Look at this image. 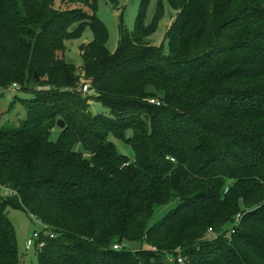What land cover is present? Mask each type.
I'll return each instance as SVG.
<instances>
[{
    "label": "trees",
    "instance_id": "trees-1",
    "mask_svg": "<svg viewBox=\"0 0 264 264\" xmlns=\"http://www.w3.org/2000/svg\"><path fill=\"white\" fill-rule=\"evenodd\" d=\"M150 1L110 51L97 0H0V88L33 95L0 127V264H21L7 207L54 234L38 264H264V0H168L167 52ZM87 26L78 73L65 41Z\"/></svg>",
    "mask_w": 264,
    "mask_h": 264
},
{
    "label": "rangeland",
    "instance_id": "rangeland-1",
    "mask_svg": "<svg viewBox=\"0 0 264 264\" xmlns=\"http://www.w3.org/2000/svg\"><path fill=\"white\" fill-rule=\"evenodd\" d=\"M138 4L139 0H118L117 5L113 6L109 0H97L95 13L107 27L108 38L106 46L110 51L115 49L119 39L120 15L122 17L123 26L130 31L133 28ZM163 7V15L157 23L156 29L148 36L147 41L156 46L162 44L164 51L167 52L168 46L166 32L174 21L178 10L174 9L169 4L168 0H163ZM154 10L155 0H151L147 12V20H150ZM91 38V30L87 26L84 28L80 37L65 41V58L74 63L78 73H82L81 69L83 63L79 52V45L88 42ZM81 82H85L83 77L81 78ZM160 94V92H155L153 96L148 98V101L158 103L159 97H161ZM32 96V93L27 91L0 88V127L18 124V122L25 116L26 107L30 103L31 100L29 99ZM152 99L154 101H151ZM88 102L89 110L93 114L108 113V109L95 99H90ZM57 135L58 128L56 127L51 134V138L56 139ZM110 139L114 142L119 153L130 159L134 158V151L129 144L125 143L120 138L113 137L112 135L110 136ZM76 147L80 149L79 145H76ZM175 205L176 202H172L168 205L158 207L153 216V221L162 218ZM7 213L15 229L18 251L21 256V264H38L35 248L32 247L26 250L24 245L27 237L31 236L34 230H38L40 225L35 219L21 209L7 207ZM125 245L132 250L140 248V242L138 241H128L125 242ZM144 248H147V246L145 245Z\"/></svg>",
    "mask_w": 264,
    "mask_h": 264
},
{
    "label": "built area",
    "instance_id": "built-area-1",
    "mask_svg": "<svg viewBox=\"0 0 264 264\" xmlns=\"http://www.w3.org/2000/svg\"><path fill=\"white\" fill-rule=\"evenodd\" d=\"M6 89L15 90V89H19V87L16 83H13L10 87H7ZM80 90L83 92H92L88 81H85L84 83L81 84ZM151 101L154 100L152 99ZM1 194L3 196H12L16 194V190L3 185L1 186ZM31 217L38 222L40 228L38 230H34L31 236L27 237L24 245L26 250L35 246L39 249L42 248L44 246L45 240L41 239V235H44L46 237L54 236V234L50 230H48L47 227L43 225L36 216L31 215ZM114 248H119V245H114Z\"/></svg>",
    "mask_w": 264,
    "mask_h": 264
},
{
    "label": "water",
    "instance_id": "water-1",
    "mask_svg": "<svg viewBox=\"0 0 264 264\" xmlns=\"http://www.w3.org/2000/svg\"><path fill=\"white\" fill-rule=\"evenodd\" d=\"M57 125H58L59 127H62V126H63V120H62V119H58V120H57Z\"/></svg>",
    "mask_w": 264,
    "mask_h": 264
}]
</instances>
